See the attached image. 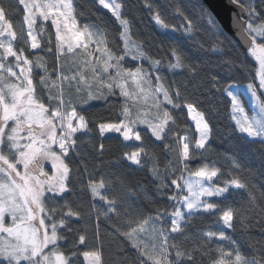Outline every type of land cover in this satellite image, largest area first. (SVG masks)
I'll return each instance as SVG.
<instances>
[{"label":"snow or ice","instance_id":"1","mask_svg":"<svg viewBox=\"0 0 264 264\" xmlns=\"http://www.w3.org/2000/svg\"><path fill=\"white\" fill-rule=\"evenodd\" d=\"M190 2L0 0V264H264V0L227 26ZM111 134L130 150L89 168Z\"/></svg>","mask_w":264,"mask_h":264},{"label":"trees","instance_id":"2","mask_svg":"<svg viewBox=\"0 0 264 264\" xmlns=\"http://www.w3.org/2000/svg\"><path fill=\"white\" fill-rule=\"evenodd\" d=\"M186 2H187V0H186ZM130 3L138 4V0H130ZM194 3H195V0H191V2L188 4V11L192 15H195L196 11H197V10L193 9V7H192V4H194ZM90 5H91V0H81V5H80L81 10H84L85 8L89 7ZM141 12H143L142 9H141ZM143 15L145 16L144 24L138 25V27L144 28L145 30H147L148 28H151V22L147 19L146 13H143ZM21 17H22V11L12 17L13 22L16 24L17 27H19V21H20ZM171 22L172 23H179L180 21L174 19ZM206 39L211 40V37L208 36V37H206ZM233 54H235V50H233ZM252 63H254V61H252ZM200 99L204 101V103L202 105L204 108H212L216 105V98H213L211 95H209L207 98L200 97ZM243 99L245 101H247L245 96L243 97ZM101 107H102L101 102H95V105L91 109V111L96 112ZM247 108H249L248 104H247ZM226 110H227V105L224 106V111H226ZM183 122L190 123V121L187 120L186 113H185V116L183 117ZM211 123L213 126L212 145L214 148L217 149V151L223 153V152L227 151L229 148H231L234 144V140L230 138L232 135V128L229 126L228 118L226 115H223V112H222V118L217 117V116H213ZM111 135L115 136L117 138H109V139H105V140H100L97 137L92 142L96 147H98L100 143L104 144V149H103L102 154L98 153L96 151V148H94L91 144L88 146V148L86 150L87 151L86 163L89 165V168H92L93 165L101 163V162H103L104 164L110 165L112 162H114L115 160H117L121 156L123 151L130 150V149H126L124 147V144L121 142V139L118 138L119 137L118 135H115V134H111ZM85 142L87 143V140ZM252 167L257 172L258 180L261 182H264V175H260L261 171H264V170L261 169L260 161L258 158L254 160V162L252 163ZM133 179H140L142 181H146L147 175L145 172L133 171ZM197 222L200 224V227L202 229L208 230L209 221L206 220L204 222H200V221H197ZM101 227H102L101 234L104 237L103 243H104V247H105L106 258L108 256H111L114 253V251L116 250V248L127 247L126 242L114 238L110 234V232L106 228H104L103 225ZM251 234L253 236L259 238L261 235L260 227L258 226V227L251 229ZM233 236L235 239L238 240L239 243H241V245H245V242H244V239L241 235V231L239 229V226H237V231L235 233H233ZM89 247H91V238L89 240ZM245 248H246V245H245ZM131 251H133V250H129L130 254H131Z\"/></svg>","mask_w":264,"mask_h":264},{"label":"water","instance_id":"3","mask_svg":"<svg viewBox=\"0 0 264 264\" xmlns=\"http://www.w3.org/2000/svg\"><path fill=\"white\" fill-rule=\"evenodd\" d=\"M205 3L215 14L216 18L225 26L228 25L231 14L238 11V9L229 3V0H205Z\"/></svg>","mask_w":264,"mask_h":264},{"label":"rangeland","instance_id":"4","mask_svg":"<svg viewBox=\"0 0 264 264\" xmlns=\"http://www.w3.org/2000/svg\"><path fill=\"white\" fill-rule=\"evenodd\" d=\"M245 98H246V100L248 101L249 100V97L247 96V95H245ZM248 105H249V111H250V109H251V104L250 103H248ZM106 135H108V134H106ZM115 135H118L119 136V134H115ZM47 167L50 169V165H47Z\"/></svg>","mask_w":264,"mask_h":264}]
</instances>
